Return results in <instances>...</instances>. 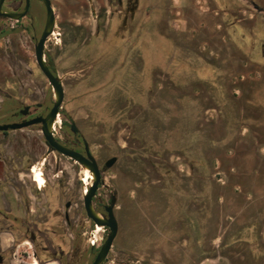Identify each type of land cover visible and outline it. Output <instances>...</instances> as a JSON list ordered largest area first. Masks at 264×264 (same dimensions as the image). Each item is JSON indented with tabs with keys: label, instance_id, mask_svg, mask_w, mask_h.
Returning <instances> with one entry per match:
<instances>
[{
	"label": "flooded vegetation",
	"instance_id": "obj_1",
	"mask_svg": "<svg viewBox=\"0 0 264 264\" xmlns=\"http://www.w3.org/2000/svg\"><path fill=\"white\" fill-rule=\"evenodd\" d=\"M48 1L52 9L53 22L42 44L41 62L62 90V100L51 119L47 117L58 101L54 97L57 92L37 59L38 46L47 24L45 0H0V264H94L111 232L108 225L98 224L90 217L86 209L85 197L96 181L94 172L85 163L56 149L47 139L43 128L61 147L75 151L88 160L92 157L96 163L99 179L90 199L91 210L95 216V212L102 216V218L96 216L98 219L106 221L108 218L106 207L111 206L117 222L116 235L98 264H107L109 261L116 264H152L151 259L144 258L141 261L136 254L127 253L128 250L121 245L122 228L118 219V214L122 211L120 205L124 203L125 195L133 198L130 193L139 191V186L130 182L123 192L120 183L116 181V169L120 167L121 157L117 154L104 157L103 151L93 147V140L86 137L76 118L64 108L68 101L66 102L67 93L63 78L79 74V77L75 78L76 84L82 86V89L76 91L79 98H97L100 94L104 96L112 91V96L115 93L117 110L122 114L126 107L127 112L130 111L131 102L128 106L125 103L122 108L118 107L121 104L120 91L127 89L126 84L122 88L118 78L139 74L143 81L147 79L161 82L159 79L168 75L169 67L174 66L182 74L188 76L192 74L190 77L193 79H188L193 81L192 83L207 81L214 92L220 93V104H217L224 108L227 104V95L222 92L220 84L216 85L219 82L223 83L224 80L221 78V81H217L216 63L212 57L205 60V56L199 52L201 50L185 48L184 40L180 38L178 32L182 28L173 26L162 31L165 30L162 24L164 21L169 23V14H195L197 25L193 28L192 36L195 37L196 34L198 43L208 45L207 41L200 37L201 33L206 34L204 37L220 33L223 39L220 41L221 38H218L220 42L225 40L236 45L242 53L240 54L242 60L245 62L249 60L250 65L257 68V72L259 67L264 72V0H194L199 3V10L192 12L187 11L189 9L187 7H190L189 0H181L188 3L179 4L178 7L172 6L173 0H115L113 4L118 9H111L108 14L110 15L112 11L117 14L123 12L125 14L123 26L108 28L104 26L103 21L95 32L89 33L79 25H71L68 30L70 38L65 40L64 47L56 48L54 45H58V42L53 40H61V37H56L61 34L55 32L58 6L55 0ZM75 2L77 5L69 4L65 7L74 14L79 9H85L88 14L90 5L88 0ZM103 3L105 5L104 1ZM109 15L106 17L107 21ZM107 30L110 31V36L113 35L112 42ZM174 32H177L178 39L174 38ZM51 39L52 45L49 44ZM120 40L121 43L117 42ZM165 42L169 45L171 54H167L165 65H158L150 60V52L152 49H161ZM184 58L187 65L184 61L180 62ZM201 67H208L209 70L204 71ZM242 79L245 77L241 76ZM258 82L264 84V80ZM41 84L47 89L44 94ZM223 88L226 86L223 85ZM114 90H117V93ZM146 92L151 93V88ZM144 97L149 100L150 96ZM85 109L87 111V107ZM150 109L151 106L143 108ZM57 116L58 123L55 122ZM130 122L132 142L145 150L146 138L133 130L131 117ZM129 142L125 138H119L117 146L125 148ZM56 156L74 163L80 173H83L82 166L86 165L90 173L94 174V180L86 191L84 175L81 174L80 180L83 184L79 205L71 198L62 197L58 200V192L52 188V158L55 159ZM111 158H115V161L107 166L106 162ZM34 169L40 171V176H34ZM110 172L113 173V180L107 183L106 175ZM191 173L192 176L187 177L197 183L198 180H212V176L206 173L199 174L194 171ZM174 177L175 175L167 177V181ZM203 190L204 188L196 187L197 193H202ZM203 206L207 211L206 216L210 217L208 211L211 213L212 207L219 204L210 202ZM168 209L167 202L164 212ZM189 210L190 208L181 209L180 217L176 221L182 226L188 224L195 239L200 243L197 252H200L201 256L199 255L196 260L201 264L208 258L205 255L210 249L203 247L200 236L204 235V231L202 225L200 223L196 225L195 222L196 218L201 219V214H196L194 210L190 213ZM240 217V214L233 216L241 222L239 225L241 228L230 234V237L236 234L238 240L251 243L250 249L253 251L256 248L257 258L259 259L262 252L260 259H264V244H258L260 247H257V242L252 243L248 239L252 237L254 240L258 237L262 239L264 220L252 218L242 222L243 218ZM97 225L101 226L100 230L96 228ZM128 231L131 233V230ZM179 236L183 238L182 242L189 241L186 231L181 232ZM213 240L214 238L211 242ZM224 243L225 240H222L220 246ZM218 250L212 249L214 252L211 256L222 255L218 254ZM28 258L31 260L28 261ZM166 262L183 263L181 259L175 261L167 259Z\"/></svg>",
	"mask_w": 264,
	"mask_h": 264
},
{
	"label": "rangeland",
	"instance_id": "obj_2",
	"mask_svg": "<svg viewBox=\"0 0 264 264\" xmlns=\"http://www.w3.org/2000/svg\"><path fill=\"white\" fill-rule=\"evenodd\" d=\"M88 1V14L85 9H79L74 14L65 6L77 5L75 0H55L58 6L55 32L61 34L56 35L61 40H53L58 42V45H54L55 48L64 47L65 40L70 38L68 30L71 25H79L89 33L95 32L103 21L108 28L123 26V12L117 14L112 11L108 14L111 9H118L113 4L115 0ZM172 2L175 7L188 3L181 0ZM189 3L187 11L199 10L197 1L189 0ZM108 15L109 21L106 19ZM169 17L168 24L163 22L165 30L162 31L173 26L182 28L178 32L184 40L185 48L201 50L199 52L205 56V60L212 57L216 63L217 81L222 78L225 82L216 84H220L222 92L227 95L225 109L218 105L220 93L214 92L207 81L192 83L193 81L188 80L193 79L190 77L192 74H182L174 66L169 67L168 75L159 79L161 82L147 79L143 81L139 74L118 78L122 88L127 85L125 91H120L121 104L118 107L122 108L125 103L128 106L131 102L130 111L127 112L126 107L122 114L117 110L115 93L112 96V91L104 96L100 94L97 98L77 97L76 91L82 89V86L76 84L75 78L79 74L75 73L72 77L63 78L66 102L68 101L64 108L76 118L86 137L93 140V147L103 151L104 157L112 154L121 157L120 167L116 169V181L120 183L123 192L130 182L139 186V191L130 193L133 198L125 195V201L120 205L121 214H118L122 228L121 245L128 250L127 253L136 254L141 261L144 258L151 259L152 264H167V259H181V264H199L196 260L200 255L197 252L198 240L188 224L182 226L176 221L181 209L190 208V213L194 210L196 214H201V219L198 217L195 222L196 225L200 223L204 231V235L200 236L203 247L210 249L205 255L208 258L201 264H264V259H260V250L258 259L256 248L253 251L250 249L251 243L238 240L236 234L230 237V234L241 228V222L233 219V216L240 214L242 222L252 218L264 220V84L258 82L264 80V72L260 67L257 72V68L250 65L249 60H242V53L236 45L225 40L220 42L223 40L220 33L210 35V38L201 33L200 37L208 45L198 43L196 34L195 37L192 36L193 28L197 25L195 14H169ZM107 32L112 42L113 35L110 36V31ZM176 33L173 35L178 39ZM218 38H221L220 41ZM117 42L121 43L122 40ZM49 44L52 45V39ZM109 45L113 46L112 43ZM169 53L171 54V50L165 42L161 49L151 50L150 60L158 65H165ZM183 61L187 65L185 58L180 62ZM201 68L209 70L208 67ZM60 74L62 75L61 71ZM241 76L245 79L241 80ZM41 85L44 94L47 89ZM149 88L151 93L146 92ZM145 95L150 96L149 100L145 99ZM146 106H151L152 109L143 110ZM130 117L133 120V130L146 138L145 150L132 142ZM119 138L130 142L125 148H121L117 146ZM193 171L211 175L212 180L200 179L197 183L187 177L192 176ZM81 174L83 176L71 161L59 156L52 158V188L58 192V200L66 197L73 199L76 205L80 204L83 184ZM112 174L110 172L106 175L107 183L113 180ZM172 175L175 177L167 181V177ZM83 178L87 183L88 177ZM196 187L204 188L203 194L197 193ZM167 202L169 213L164 212ZM210 202L219 206L212 207L211 213L208 211L211 216L207 217L203 205ZM240 209L243 211H239ZM184 231L187 232L189 241L182 242L183 238L179 234ZM225 237L227 238L224 239ZM252 238L248 239L252 243L257 242V247L264 244V235L262 239ZM222 240L225 243L220 246ZM211 248L219 249L218 254L222 255L211 256L214 252ZM107 264L116 263L109 261Z\"/></svg>",
	"mask_w": 264,
	"mask_h": 264
},
{
	"label": "water",
	"instance_id": "obj_3",
	"mask_svg": "<svg viewBox=\"0 0 264 264\" xmlns=\"http://www.w3.org/2000/svg\"><path fill=\"white\" fill-rule=\"evenodd\" d=\"M45 3H46V6H47V24H46V28L42 34V37H41V40H40V43H39V46H38V50H37V59H38V62L41 66V68L43 69V71L46 73V75H48L50 81L52 82V84L54 85V88L57 92V95H58V101L57 103L53 106L52 108V111L50 112V114L48 115L47 118H53L54 115L56 114L57 112V106L59 105V103L61 102L62 100V90H61V87L60 85L56 82V80L52 77V75L47 71V69L44 68L42 62H41V48H42V44L44 42V39L46 37V35L50 32L51 30V26H52V22H53V14H52V9L50 7V2L48 0H45ZM46 121V120H45ZM44 129V133L47 137V139L50 141V143L56 148L58 149L59 151L65 153V154H68L70 155L71 157L85 163L95 174V178H96V181L94 182L93 186L90 188L87 196L85 197V205H86V209H87V212H88V215L90 217H93V219L98 223V224H105V225H108L110 227V234L105 242V244L103 245L101 251L99 252L98 254V257L97 259L95 260L94 264H98V262L100 261V259L102 257H104V255L106 254L113 238L115 237L116 235V232H117V222L114 218V215H113V210H112V207L111 206H108L106 207V210H107V213H108V218L106 221H102L100 219H98L94 213L92 212L91 210V207H90V199H91V196L95 190V187H96V184H97V181L99 179V174H98V170H97V166H96V163L94 162V160L92 159V157H89V160L86 159L85 157H82L79 153L75 152V151H72V150H69V149H66L64 147H61L60 145H58L57 143H55L51 138L50 136L46 133L45 131V128ZM115 161V158H111L110 160H108L106 162V165L107 166H110L113 162Z\"/></svg>",
	"mask_w": 264,
	"mask_h": 264
},
{
	"label": "bare ground",
	"instance_id": "obj_4",
	"mask_svg": "<svg viewBox=\"0 0 264 264\" xmlns=\"http://www.w3.org/2000/svg\"><path fill=\"white\" fill-rule=\"evenodd\" d=\"M55 99L57 100L58 99V97H57V94H55ZM58 120H59V117L57 116L56 117V119H55V122H58ZM38 169H40L39 167H38ZM38 169H34V171H33V174H34V176H36V177H38V176H40V171L38 170ZM82 169H83V175L84 176H86V177H88V179L90 180L87 184H86V186H85V188H84V190L86 191V188L92 183V180H94L93 179V176H94V174L92 175L91 173H90V171H89V168L85 165H83L82 166ZM95 212V211H94ZM95 214H96V216L97 217H99V218H102V216H99L96 212H95ZM100 225H97L96 226V228H98V230L100 229Z\"/></svg>",
	"mask_w": 264,
	"mask_h": 264
},
{
	"label": "crops",
	"instance_id": "obj_5",
	"mask_svg": "<svg viewBox=\"0 0 264 264\" xmlns=\"http://www.w3.org/2000/svg\"><path fill=\"white\" fill-rule=\"evenodd\" d=\"M233 218V217H232ZM234 219V218H233Z\"/></svg>",
	"mask_w": 264,
	"mask_h": 264
}]
</instances>
